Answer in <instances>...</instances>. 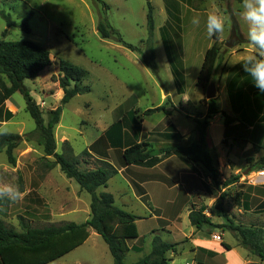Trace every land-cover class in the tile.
I'll return each instance as SVG.
<instances>
[{
	"label": "rangeland",
	"instance_id": "rangeland-1",
	"mask_svg": "<svg viewBox=\"0 0 264 264\" xmlns=\"http://www.w3.org/2000/svg\"><path fill=\"white\" fill-rule=\"evenodd\" d=\"M103 2L110 6L107 16L111 25L119 30L125 41L141 46L145 52V44H141V41L148 38L147 1L103 0ZM151 3L154 7L155 23L159 29L166 19L167 4H165V0H151ZM179 4V17H176L177 13H172L170 9L169 12L174 21L178 20L175 37L179 39L178 45L182 53L183 64L181 67L176 64L174 59L171 44L165 35L166 29L162 31L166 50L170 56L171 64H173L172 77L162 42L160 43L158 39L156 43L158 51L157 76L143 63L141 53L131 51L113 40L101 37L98 24L100 19L105 16V9L98 0H0V40L34 41L47 48L51 53V66L42 71L35 80L25 81L31 95L40 105L46 122L50 110H54L60 105L64 95L57 81L58 59L69 60L88 72L82 83L89 86L91 92L78 95L66 104L60 123L54 129L57 152L63 153L65 149L71 148L75 155H80L103 136L113 123L125 117L131 107L138 110L135 117L139 118L143 127L139 141L148 142L159 151L170 145L187 147L192 144L191 138L197 132L194 120L196 118L204 119L207 113L209 99L206 94L204 93L199 106L192 105L190 107L183 106L178 100L175 102L166 101L163 97L166 91L170 92L177 86L173 80L174 77H178L180 70L184 74L183 84L187 88L188 94L193 96L198 93L196 85L198 76L196 74L199 63L203 61L202 59L200 62L197 61V57L201 52L202 43L207 44L208 40L213 37L210 38L207 35L205 22L200 23L199 26L191 23V12L197 10L210 12L220 5V10L226 20L224 35L228 39L231 36L233 19L238 26L240 23L245 30L248 29V25L241 14L237 16L231 14V11L236 9L243 10V7H238L239 3L235 0L219 4L217 0H192L189 3L182 1ZM224 11H228L227 14H224ZM31 12L32 16L28 22L31 32L27 33L21 25ZM6 16H10L16 25L8 27ZM203 17L205 18L206 15ZM4 32H6L5 36ZM223 43L222 53L224 54L235 51L240 46L229 49ZM247 48L249 49V45ZM164 85L167 89L164 88ZM173 94L175 95L174 92ZM219 104L222 109H227L226 96H220ZM161 105L166 106L171 113L170 116L160 112L150 116L143 115L146 110ZM164 115L166 118L162 119ZM0 124H6L10 129L9 133L21 136L35 130V121L26 111V102L21 93H16L6 101L0 110ZM171 124L177 127L178 131L187 134L184 135L182 142L170 144L162 137L164 133L172 132L169 128ZM212 129L213 132H217L220 129V123L217 122ZM246 152L250 151L242 146L236 152L235 162L226 163L224 172H220L219 181L221 184L218 188L211 180L215 193L206 198V203L201 200L199 195H196L195 189L186 186L183 175L177 172L180 166L188 169L182 160L180 165L166 167V170H173L169 175L170 180L175 184L173 187L169 186L172 185L169 179H164L169 185L153 179L154 175L152 174L160 172L162 169L154 170L150 174L145 169L147 167L133 166L130 170L122 172L123 176L116 175L111 178L108 190L101 187L98 192L112 193L118 207L138 216H145L137 224L145 247L152 245L151 238L154 230H159V235L165 241L181 242L185 240L190 230L185 214L187 208L194 203L199 204V208H203L202 210L214 224L227 225L229 221H232L235 225H263L264 214L258 215L257 213L263 212H258L256 207L264 201V179L259 178L260 171H251L249 165L243 160L242 156ZM109 154V161L121 169L119 167L120 152L112 149ZM248 154L246 153L247 156H249ZM214 155L216 158L223 157L222 154L219 155L218 149L214 151ZM261 155L260 152L255 157L259 159ZM14 156L16 163L12 164L5 149L0 153V179L19 185L20 190L23 186V192L26 195L17 202H9L7 205L0 206V217L8 227L21 231V217L34 227L60 225L71 221L82 223L90 217V194L81 190L74 179L67 178L59 165L47 169L43 146L35 139L26 140L24 138L14 150ZM48 159L54 160L52 157H48ZM100 165L102 163L94 155L82 157L79 167L82 170H91ZM198 167L200 178L209 180L203 166L198 164ZM218 169L220 171L222 168ZM246 171L249 172L245 174ZM144 172L147 175L145 180H149L146 187L151 204L162 208L165 218L169 220V226L163 225L167 228L166 231H161L159 221L150 217L153 214L152 210L134 192V189L137 190L136 185L141 186L134 181L143 177L144 175L140 173ZM236 173L241 175L240 179L234 180L228 186L224 185L226 180L237 176ZM142 188L145 190L144 187ZM204 188L206 187L202 185L203 191ZM222 194L224 198L221 200L220 206H217V200ZM237 194H240V204L236 201ZM170 201L176 202L174 209L168 204ZM244 203H248V208L254 212H247L243 207ZM177 213H181V221H177ZM205 229L213 230L208 226ZM218 232L221 234L223 242L225 238L230 242L231 249L238 245L236 240L240 245V238L236 232L226 231L225 228H218ZM224 232H226L225 238L222 235ZM235 249L242 251L238 247ZM237 254L233 251H226L225 255L220 257L222 260L230 261L234 260ZM108 259L113 261L108 245L100 235L91 231V236L85 244L50 264H110ZM131 260H134V257L128 258L129 262Z\"/></svg>",
	"mask_w": 264,
	"mask_h": 264
},
{
	"label": "trees",
	"instance_id": "trees-1",
	"mask_svg": "<svg viewBox=\"0 0 264 264\" xmlns=\"http://www.w3.org/2000/svg\"><path fill=\"white\" fill-rule=\"evenodd\" d=\"M146 1L148 7V38L141 41V44H145V52L141 46L125 41L119 30L111 25L107 16V10L110 9V6L104 3L103 0H98L105 9V16L100 19L98 24V31L103 39L113 40L131 51L141 53L143 63L158 76V63L154 46V7L151 0ZM217 1L226 2L228 0ZM235 1L243 2V0ZM165 3L167 4V10H169V0H165ZM31 16L32 12L21 25L22 29L27 33L31 32L28 24ZM6 19L8 27L16 25L10 16H6ZM3 35L5 36L6 32ZM213 40V45L205 53L196 83L197 87L201 88L205 94L212 85L213 73L222 59V42H220V38L213 37ZM51 64L50 51L34 41L0 40V110L13 95L21 93L26 102V111L36 124L35 130L25 136L13 133L0 135V153L5 149L9 161L15 164L14 150L24 138L26 140L35 139L43 146L47 169H52L59 165L67 178L74 179L81 190L90 194V217L82 223L71 221L44 227H34L21 217V231L8 227L0 217V264H50L85 244L91 236L92 230L100 235L108 245L114 264H128L125 261V257L130 251V243L139 239L136 222L141 218L118 207L115 196L112 193L107 191L98 192L101 187L107 188L108 182L119 172V168L109 161L110 150L113 149L120 152L119 167L141 166L152 168L164 160L176 156L187 165L188 169L200 176L198 164H201L206 170L208 177L218 188L221 184L219 181L220 171L214 164L211 155V148L208 144V128L210 120L217 114H221L224 117L226 126H229L235 119L221 110L218 98L210 99L207 102V113L204 119L196 118L194 120L197 138L192 146L170 145L161 149L158 156H152L151 151L154 148L150 143L139 141V137L142 135V125L139 118L135 117L138 114V110H131L125 117L113 123L103 136L80 155H75L71 148L59 153L57 152L54 129L60 123L64 106L74 97L91 92V88L82 83L88 73L86 69L69 60L58 59L59 75L57 81L64 95L60 105L56 109L50 110L49 118L46 122L40 105L31 95V91L25 81L35 80ZM174 78L179 93H182L184 75L179 74L177 78ZM260 95L263 97L260 93L256 94L257 97H260ZM159 112H164L166 116L171 115L165 105L148 109L143 115L150 116ZM252 122L254 121L251 120V122L248 121L246 123L241 120V123L246 126H250ZM169 128L172 132L162 135L165 141L171 143L182 142L184 139L182 133L173 124ZM131 133L132 136H130ZM224 143H226V139ZM262 149L261 145L253 144L252 155L246 157V163L251 171L264 170V155L259 159L255 157ZM94 155L97 156L102 165L91 170L80 169L81 158ZM48 157H52L54 160L51 161ZM240 177V174L233 176L226 180L224 185L228 186L234 180H239ZM203 183L206 190L210 192V187L205 182ZM136 187L142 201L149 203V197L145 190L139 185H136ZM21 191L23 192V186H21ZM223 198L222 194L217 200V206H220ZM236 201L240 204V194H237ZM9 202L7 199H0V206L7 205ZM202 209L196 207L191 209L189 220L193 226L198 230L208 226L211 229L225 228L226 231L236 232L240 238L241 245L264 261V224L243 226L235 225L232 221H229L227 225H218L214 224ZM256 210L264 213V201L256 207ZM152 234L151 252L131 264H171L168 253L171 251L176 253L179 243L164 241L160 235L156 234V231H153ZM223 245L226 249L231 250L229 245Z\"/></svg>",
	"mask_w": 264,
	"mask_h": 264
},
{
	"label": "crops",
	"instance_id": "crops-1",
	"mask_svg": "<svg viewBox=\"0 0 264 264\" xmlns=\"http://www.w3.org/2000/svg\"><path fill=\"white\" fill-rule=\"evenodd\" d=\"M182 1H187L189 3L192 0H170L169 1L170 11H172V13H177L176 17L180 16V10L178 11V7L180 5L179 2H182ZM219 3H223V2H218V4ZM218 6L219 8L221 7L220 5ZM238 7H242V3H239ZM198 9H201V8H198ZM242 11L236 9L233 12L231 11V14L237 16V15H240ZM227 12L228 11H224V14H227ZM165 13H166V19L164 20L163 24L160 25L159 29H157V26L155 23L154 46H155L156 59H157V54H158V51L156 48L157 39L160 41V43L162 42L165 56L168 60L169 68L171 70V74L173 77V64H171V60L169 58L170 56L167 53L162 31L163 29L164 30L166 29L165 35L171 44V48L174 53V59L176 60V64L181 67L183 64L182 53L180 52L181 50L178 45L179 39L175 37V33H176L175 30L177 29L176 22L178 20L174 21V18L171 17L170 12L169 10H167V8H165ZM207 14L208 12H206L205 10L192 11L190 15V19H193L194 17L202 18L200 20V23L202 24L206 20V17L204 18L203 16L204 15L207 16ZM225 29H226V24H225ZM239 29L241 31V34L245 38V40L248 41L247 39L248 29L246 30L243 29L240 23H239ZM227 39L228 38H226V36L223 33L222 37H220V42L225 43ZM213 43H214L213 38L209 39L207 44L202 43L201 52L198 54L197 61L200 62L201 59L202 61L204 60L206 51L213 45ZM248 45H249L248 42H246V43L241 44L238 47V49L235 51H231L226 54L222 53V59L217 64L215 71L213 73V77H212V84H215L216 89H217L216 98H218V102H219L221 95L226 96L227 109H222L220 106L221 110L226 112L229 116L235 119V121L232 122L229 126L225 125V119L221 114L215 115L210 120V125L208 128V144H209V147L211 148V155L213 157L214 164L216 165L217 168L219 167L222 168L220 172H224L226 163H228L229 161L235 162V160L237 159L236 152L239 148L241 149L242 146H244V148H247L248 151H250V152H246V153H249L248 155H250L251 153H253L252 152L253 144L261 145L263 147V149L261 150V153H262L261 157L264 155V142H263L264 141V93H261L253 85L251 76L248 73H246L242 67L245 57L249 54V49L247 48ZM173 49L175 50V52ZM201 63L203 62L199 63V68L197 69V74H196L197 76L202 66ZM186 64H187V61H186ZM195 65L197 64L195 63ZM178 73L180 75L183 74L181 70L178 71ZM173 81L175 82V78ZM164 88L167 89L166 86ZM182 91H183L182 93H179L177 86H175L174 89H172V91L170 92L166 91L163 94V97L165 98L166 101L171 100L172 102H175V100H178L179 103L181 102L183 106L185 107H190L192 105L193 106L200 105V101L204 95V92L201 88L198 87V93L193 96L188 94L187 88L185 87L182 88ZM173 92L175 93V95L173 94ZM259 93L262 94L263 97L261 95L260 97H257L256 94H259ZM231 94H232V98H231ZM131 109L136 110V108L131 107L129 111H131ZM160 113H164V112H160ZM165 118L166 116L164 115L162 119H165ZM241 120H244L246 123L248 121L251 122V120H253L254 122H252L250 126H246L241 123ZM217 122L220 123V129L217 132H213L212 128L215 126ZM194 124H195V121H194ZM142 130H143V127H142ZM182 135L186 136L187 134L182 133ZM196 138H197V132H196V135L194 134L193 137L191 138L192 144L190 146L194 144ZM225 139H226V143H224ZM169 143L172 144L171 142ZM216 149H218L219 155L222 154L223 156L222 158L215 157L214 151ZM246 153L243 154L242 156L243 160L245 161L247 157ZM180 162L182 163V161L178 157L172 156L164 160L160 164L156 165L155 167L145 168V169L149 171L150 174H152L153 173L152 171L154 170L162 169L160 172L152 174L154 175L153 179H156V181L162 182L167 185L169 184L164 179H169V181H171L170 184H172L169 186L173 187L175 184H173V181L170 180L169 178V175L173 170H166V167L168 165L170 166L173 165L175 167L177 165H180L179 164ZM131 167H128V168L121 167L117 175L123 176L122 172H125L126 170H130ZM177 172H180V174L183 175L186 186H188L189 188L195 189L196 195H199L203 202L206 203L205 201L206 198L213 195V193H215L213 189L214 187L212 186L211 179L209 177H208L209 180H203L195 172H192L190 169H185L184 167H181V166L178 167ZM140 174H143L144 176L137 178V180L135 179L134 183L136 182L137 184H140L142 187L145 188L146 193L149 197V201H148L149 203H144L140 195L137 193V190L134 189L133 185H132V188L134 189L136 196L147 207H149L152 210L153 214H151L150 217H154L156 218V220L159 221L161 231H166L167 228L163 227V225L165 224L169 226V220L165 218V212L162 208L153 206L151 204L150 195L148 194V189L146 187L149 180H145V177L147 176L145 172L140 173ZM153 179H150V180H153ZM203 182H205L210 187V192H208L206 188H204V191L201 189L202 185H204ZM106 190H108V187L106 188ZM168 204L171 205L174 209L176 202L170 201L168 202ZM247 205L248 203L243 204V207L245 208V210H247V212H254V211H250L251 208H248ZM193 207L199 208V204L194 203V204H191V206L187 208L185 216L188 220L190 230L187 236L185 237V240L181 242H170V243H179V245L177 246L176 253L172 251L168 253V257L169 259H171V264H264V261H262L258 256L254 255L248 249L244 248L241 245V242L239 245V241L237 240L236 242L238 245H236V247L242 249V251H238L237 249H235L236 247L231 250L226 249L223 244H227L231 247L230 242L225 238L226 232L222 234L225 238L224 242H218L214 239V236L219 233L218 229L206 230L204 228L202 230H198L195 226H193L189 220V214ZM257 214L261 215L264 213H257ZM138 217L140 218L142 217L141 219H144L145 216L144 217L138 216ZM176 218H177V221H181L182 220L181 213H177ZM139 220H137L136 224H138ZM154 231H156V234L159 235V230H154ZM152 240H153V236L151 238V244H152ZM151 250H152V245L150 247L149 246L145 247L142 242L141 236L139 234V239L130 243V251L127 253L125 257V261L128 264L137 262L141 258L148 255L151 252ZM226 251L227 252L233 251L234 253H238V254L234 260H230V261L224 260V259L222 260L220 256L225 255ZM130 257H134V260H131L129 262L128 258ZM112 260L113 261H110L108 259L107 261L110 264L111 262L112 264H114L113 256H112Z\"/></svg>",
	"mask_w": 264,
	"mask_h": 264
},
{
	"label": "clouds",
	"instance_id": "clouds-1",
	"mask_svg": "<svg viewBox=\"0 0 264 264\" xmlns=\"http://www.w3.org/2000/svg\"><path fill=\"white\" fill-rule=\"evenodd\" d=\"M242 7V18L248 25L249 44V54L245 57L242 67L251 76L253 85L264 93V0H243ZM191 23L199 26L200 18L194 17ZM225 23V17L219 7L208 12L205 20L207 35L210 38L222 37ZM9 132L10 129L6 124H0V135H6ZM25 195L26 193L20 190L19 185L0 179V199L17 202Z\"/></svg>",
	"mask_w": 264,
	"mask_h": 264
},
{
	"label": "water",
	"instance_id": "water-1",
	"mask_svg": "<svg viewBox=\"0 0 264 264\" xmlns=\"http://www.w3.org/2000/svg\"><path fill=\"white\" fill-rule=\"evenodd\" d=\"M247 41L245 40V38L243 37V35L241 34V31L239 29L238 24L236 23L235 19H233V27H232V31H231V36L229 37V39L225 42V46L229 49H233L238 45H241L243 43H246ZM206 96L207 98L210 99H214L217 96V89L215 84H212L210 86V88L207 90L206 92ZM160 154V151L158 149H154L151 151V155L152 156H158ZM249 171H246V173H248Z\"/></svg>",
	"mask_w": 264,
	"mask_h": 264
},
{
	"label": "built area",
	"instance_id": "built-area-1",
	"mask_svg": "<svg viewBox=\"0 0 264 264\" xmlns=\"http://www.w3.org/2000/svg\"><path fill=\"white\" fill-rule=\"evenodd\" d=\"M259 178H262L264 179V170L263 171H260V175H259ZM214 239L218 242H223V239H222V236L221 234H217L214 236Z\"/></svg>",
	"mask_w": 264,
	"mask_h": 264
}]
</instances>
